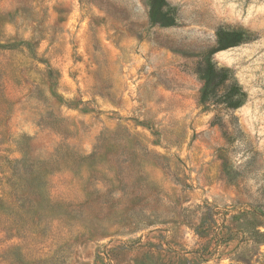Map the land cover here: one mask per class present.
<instances>
[{
  "label": "rangeland",
  "instance_id": "obj_1",
  "mask_svg": "<svg viewBox=\"0 0 264 264\" xmlns=\"http://www.w3.org/2000/svg\"><path fill=\"white\" fill-rule=\"evenodd\" d=\"M167 1L172 26L147 0H0V264H264L241 215L264 231V0ZM219 27L251 39L210 54ZM207 59L246 93L228 136Z\"/></svg>",
  "mask_w": 264,
  "mask_h": 264
},
{
  "label": "trees",
  "instance_id": "obj_2",
  "mask_svg": "<svg viewBox=\"0 0 264 264\" xmlns=\"http://www.w3.org/2000/svg\"><path fill=\"white\" fill-rule=\"evenodd\" d=\"M147 1L148 21L151 25L172 26L176 23L174 8L170 6L167 0ZM216 37L217 46L210 51V54L217 50L239 45L251 39L248 32L244 29H229L225 27H219L217 29ZM199 77L203 82V90L200 97L201 101L209 106L219 107L230 114L229 119L224 118V116L219 114H214L213 117V122L220 126L225 136H228L230 129H234V125L231 124L233 120H236L235 116L231 115V112L239 108L244 103L246 93L243 91L242 87L237 82L232 71L228 67L218 66L211 59H207L200 68ZM96 153L99 154L97 151ZM93 155H96L95 152ZM28 173L30 175L26 185V193L31 194L32 189L36 195L38 194L37 197H39V200L42 198V195H45V200L50 208L56 207V205H54L56 201H52L49 195L46 193V184L43 180V175L46 173V171L44 173L43 167L41 165L33 166L31 169H29ZM34 181L38 182L37 186L34 185ZM205 207L208 214L213 211L209 205H206ZM242 210L243 211H241V215L245 216L243 217L245 219L244 225H247L248 228H250L248 232L257 236H264V231L259 230V227L262 225L260 215H257L253 209ZM208 220L210 223L204 220L201 221L198 226L199 230H196L200 233L209 231V224L214 226L215 222L211 220V218H208ZM217 228L218 226H215V230ZM220 245L221 243L217 244L218 247H215L214 252L219 251ZM18 256L19 257H14V264H26L21 259L22 255L20 253H18ZM38 262L40 261H27V264H37Z\"/></svg>",
  "mask_w": 264,
  "mask_h": 264
}]
</instances>
